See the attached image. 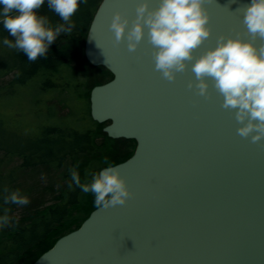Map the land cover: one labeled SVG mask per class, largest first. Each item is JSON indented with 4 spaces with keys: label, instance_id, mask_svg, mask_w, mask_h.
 Instances as JSON below:
<instances>
[{
    "label": "water",
    "instance_id": "1",
    "mask_svg": "<svg viewBox=\"0 0 264 264\" xmlns=\"http://www.w3.org/2000/svg\"><path fill=\"white\" fill-rule=\"evenodd\" d=\"M143 2L101 0L83 45L86 61L112 75L92 87L90 118L106 124L107 137L135 142L113 169L130 195L123 204L95 208L32 264H264V137L239 134L249 117L238 120V106L224 105L215 79L192 68L218 41L264 46L244 23L251 0H203L209 36L171 80L155 67L157 46L143 21L141 40L128 49ZM146 2L147 10L160 5ZM116 12L127 19L118 42L109 27Z\"/></svg>",
    "mask_w": 264,
    "mask_h": 264
},
{
    "label": "trees",
    "instance_id": "2",
    "mask_svg": "<svg viewBox=\"0 0 264 264\" xmlns=\"http://www.w3.org/2000/svg\"><path fill=\"white\" fill-rule=\"evenodd\" d=\"M100 1L80 3L70 24L44 0L35 11L45 18V26L63 27L46 53L36 60L3 44L5 37L13 42L16 38L0 22V79L5 85L0 86V95L13 92V88L23 92L29 84L36 104L42 91L60 97L66 92L70 100L82 101L80 106L65 104L75 109L69 113L75 116L73 122L41 128L43 136L24 147L12 141L7 145L0 134V215L7 209L11 218L0 228V264H32L58 238L80 227L97 208L94 194L82 192L72 181V168L76 167L82 183H91L93 175L108 163L123 162L134 151L133 140L107 137L102 131L106 124L94 122L86 112L84 102L88 104L92 87L112 79L105 68L91 66L83 53L84 39ZM69 28L71 31H67ZM7 157H16L19 163L12 165ZM17 189L28 197L27 204L5 202V197Z\"/></svg>",
    "mask_w": 264,
    "mask_h": 264
},
{
    "label": "clouds",
    "instance_id": "3",
    "mask_svg": "<svg viewBox=\"0 0 264 264\" xmlns=\"http://www.w3.org/2000/svg\"><path fill=\"white\" fill-rule=\"evenodd\" d=\"M82 2L85 0H48V5L63 21L71 24V17ZM42 4L44 0H0V22L16 38L13 42L5 37L3 44L22 50L29 60L44 55L63 27L53 29L45 26V18L35 11ZM202 5L203 0H160L158 8L147 10L145 0L137 6L136 20L127 33L128 49L134 50L141 40L143 21L148 26L149 40L157 46L155 67L162 71L163 76L173 79L172 70H183V61L192 59V49L209 36L206 27L208 15ZM244 23L253 38L256 34L264 37V0H251L244 9ZM126 24V18H122L119 12L114 13L109 27L117 42L122 38ZM192 68L197 77L209 75L215 79L216 88L224 95V105L238 106V120L243 121L246 115L249 117L248 123L237 129L239 134L247 137L254 132L251 136L253 141L264 137V46L257 50L250 41L239 38L218 41L214 49L199 56ZM198 87L203 94L206 89L203 80ZM114 168L116 166L108 163L93 175L91 183H82L74 167L71 179L82 192L94 194L97 208L123 204L130 193ZM8 200L21 205L29 202L19 189L5 197V202ZM10 220L5 209L0 215V228L8 225Z\"/></svg>",
    "mask_w": 264,
    "mask_h": 264
},
{
    "label": "rangeland",
    "instance_id": "4",
    "mask_svg": "<svg viewBox=\"0 0 264 264\" xmlns=\"http://www.w3.org/2000/svg\"><path fill=\"white\" fill-rule=\"evenodd\" d=\"M0 86H5L1 79ZM25 87L27 88L23 92H20V89L15 90L13 88V92L0 95V134H2L3 141L7 145L8 142L12 141L13 143H18L20 147H24L26 144L43 136L41 128L45 129L50 124H70L75 120V116L69 115V113L71 108L72 110L75 109L74 107L70 108L68 105L80 106L82 102L76 98H71L70 100V95L66 92L60 97L57 94L51 95L50 91H42L40 94L41 101L36 104V101L31 96V89H29L31 85L27 84ZM25 87L21 86V88ZM47 100V106H45ZM66 103L68 105H65ZM84 103L86 104V112L90 116L89 96L88 104L86 100ZM6 160L11 162L12 165L19 163L16 157L12 159L7 157Z\"/></svg>",
    "mask_w": 264,
    "mask_h": 264
}]
</instances>
